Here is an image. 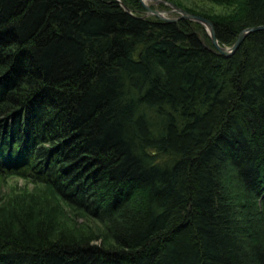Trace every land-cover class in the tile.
I'll return each mask as SVG.
<instances>
[{
  "label": "trees",
  "instance_id": "trees-1",
  "mask_svg": "<svg viewBox=\"0 0 264 264\" xmlns=\"http://www.w3.org/2000/svg\"><path fill=\"white\" fill-rule=\"evenodd\" d=\"M210 1L177 4L221 45L264 24ZM9 175L49 196L0 205V264H264V29L224 55L140 0H0Z\"/></svg>",
  "mask_w": 264,
  "mask_h": 264
},
{
  "label": "rangeland",
  "instance_id": "rangeland-1",
  "mask_svg": "<svg viewBox=\"0 0 264 264\" xmlns=\"http://www.w3.org/2000/svg\"><path fill=\"white\" fill-rule=\"evenodd\" d=\"M145 1H147L151 5V7L152 4L157 5L159 3H162V2H155L152 0H145ZM170 1H173L176 4L179 1L181 4L185 6L192 7L198 11H205L209 13H212L210 11L224 12L230 10L229 6L223 4H217L210 0H170ZM153 8L167 9L170 8V6L169 5H167V7L155 6ZM167 14L173 15L175 14V12L171 11L168 12ZM48 192H49L48 189L44 187L42 184H37L35 182L28 181L17 175H9L4 178H0V205L7 203L9 205L13 201H14L13 203H16L19 199H22L23 197H25L23 198L24 204L25 202H30L31 199H34L36 197L37 199H39V201L45 200L49 196ZM77 220L83 221V217L77 215Z\"/></svg>",
  "mask_w": 264,
  "mask_h": 264
},
{
  "label": "water",
  "instance_id": "water-1",
  "mask_svg": "<svg viewBox=\"0 0 264 264\" xmlns=\"http://www.w3.org/2000/svg\"><path fill=\"white\" fill-rule=\"evenodd\" d=\"M140 1L142 2L143 6L146 9V14H152V15H155L157 17H160L166 20H176L178 18H189V19L202 23L205 29L207 30L209 37L211 39V42L213 43L215 49L224 55L231 54L238 47V45L241 43V41L246 36V34L249 33L250 31L257 30V29H264V24H256V25L245 27L239 31L237 37L235 38L232 44L221 45L218 43L216 39L213 23L208 17L198 14V13H194L192 11H189L170 0H152L155 2H162V3L169 5L170 8H167V9L153 8L147 1L145 0H140ZM171 11L175 12V14L168 15L167 13Z\"/></svg>",
  "mask_w": 264,
  "mask_h": 264
}]
</instances>
